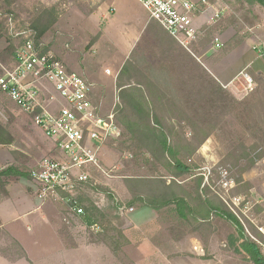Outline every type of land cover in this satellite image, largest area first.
I'll use <instances>...</instances> for the list:
<instances>
[{"label": "rangeland", "instance_id": "obj_1", "mask_svg": "<svg viewBox=\"0 0 264 264\" xmlns=\"http://www.w3.org/2000/svg\"><path fill=\"white\" fill-rule=\"evenodd\" d=\"M219 3L224 12L214 33L220 34L225 54L232 35L241 39L253 37L259 43L264 40L262 6L244 0ZM41 5L56 6L60 12L58 22L42 38L44 46L49 48L48 53L62 60L69 69L90 77L97 86H103L101 94L95 86V99L101 102L103 113L108 112L117 103L116 77L122 64L129 58L134 59L135 51L146 43L144 32L148 30L143 27L146 21L152 20L149 12L138 0H18L15 15L8 19L7 35L29 37L31 32L27 27ZM7 46V38H1L0 57L3 55L8 63L0 64V76L4 73L2 67H9L14 61V57L4 51ZM195 62L208 70L205 59ZM181 86L174 82L169 84L190 115L196 114L204 124L212 125V134L188 160L192 171L179 182L189 187L196 176H202V187L208 186L231 212L232 208L236 210L238 215L233 214L244 225L247 236L257 242L264 257V241L259 237L264 234L258 229L264 225V158L243 171L244 183L250 185L240 193L239 188L245 184H237L229 162L231 154L238 155L241 142L249 147L263 139L260 145L264 150V106L259 102L264 98V86H257L253 80L252 86L245 82L239 87L234 85L236 94L224 88L227 94L221 93L217 99L203 92L195 101L190 90L181 91ZM0 120L16 137L11 146L15 148V163L20 167L30 172L54 152L47 151L49 138L31 116L1 89ZM186 135L191 136L189 129ZM99 157L105 168L114 169L104 182L114 190L123 206L115 208L113 202L100 193H91V197L101 208L113 213V220L123 228L129 240L120 256L104 243L90 241L91 233L98 234L102 230L87 228L63 200L41 202L36 197L32 179L22 178L21 182L29 186V203L33 202L36 207L27 212L24 209L28 206L20 204V198L15 200L14 206L9 201L0 207L2 215L8 219L7 228L15 236L0 227V264H255L242 249V238L236 228L222 217L213 219L211 232H194L180 219L174 206L155 210L126 205L130 193L124 184L125 178L165 174L162 168L155 167L149 154L141 152L133 159L128 151L122 152L115 145L107 144L101 148ZM222 169L228 172L226 178ZM237 197H241L238 206L234 203Z\"/></svg>", "mask_w": 264, "mask_h": 264}, {"label": "trees", "instance_id": "obj_2", "mask_svg": "<svg viewBox=\"0 0 264 264\" xmlns=\"http://www.w3.org/2000/svg\"><path fill=\"white\" fill-rule=\"evenodd\" d=\"M244 1L264 8V0ZM17 2L18 0H0V39L5 37L8 42L5 53L13 59L16 49L29 39L33 40L37 47H41V53H47L49 48L44 46L42 38L58 22L60 18L58 8L39 6L27 27L31 32L30 36L18 37L7 35L8 19L15 15L14 6ZM213 35L208 34L204 37L205 47L210 44ZM7 63L1 55L0 64ZM186 69L180 71V77L175 76L176 78L173 77L172 80L180 81L181 87L190 90L189 94L194 101L198 100L197 98L203 92H207L214 99L218 98L217 95L226 93L217 80L200 65ZM178 72L175 73L179 74ZM251 77L257 86H264L262 76L253 74ZM116 89L117 103L114 113L121 135L117 139L109 140L107 144L115 145L119 151H128L133 154V159L141 152H146L156 164L155 167L162 168L165 172L157 177L125 178L124 184L130 193V199L126 205L130 208L151 207L155 210L174 206L180 219L194 232H211L213 219L222 217L236 228L242 238L241 247L250 259L255 264H264V257L257 242L247 236L242 222L229 210L221 198L208 186L202 187L204 180L202 176H196L189 187L179 182L180 178H185L191 173L192 165L188 164V160L194 157L198 149L211 136L212 125L204 124L196 114L190 115L181 105V99L160 85L134 59L129 58L122 65L116 77ZM259 102L264 106L263 97ZM238 104L245 103L238 101ZM186 129L190 130V137L186 135ZM260 141L249 147L245 142H241L238 155L231 154L229 162L235 171L237 184L244 183L242 176L244 170L264 158V150L260 145L263 139ZM15 142L16 137L9 126L0 120V145H13ZM15 154L13 151L14 157ZM92 174L93 179L84 182L78 191L76 204L82 209V213L76 215L87 228L90 229L92 225L97 224L102 230L98 234L91 233V242L104 243L114 254L120 256L129 240L123 228L113 220V213L108 211L109 209L101 208L92 199L91 193L103 194L117 209H121L123 204L118 200L114 190L105 185V177L101 172L94 169ZM11 177L31 178L30 172L16 163L0 169V199L8 196L7 184ZM244 184L245 186L239 188V193L244 189L248 190L250 183ZM259 237L264 241V236L259 235ZM13 241L21 248L16 239Z\"/></svg>", "mask_w": 264, "mask_h": 264}, {"label": "built area", "instance_id": "obj_3", "mask_svg": "<svg viewBox=\"0 0 264 264\" xmlns=\"http://www.w3.org/2000/svg\"><path fill=\"white\" fill-rule=\"evenodd\" d=\"M138 1L150 19L187 49L199 36L213 34L224 12L221 0ZM198 15L207 18L201 28L194 21ZM210 45L215 49L224 46L219 33H214ZM245 77L252 86V78L248 74ZM0 89L54 141V152L30 170L36 197L42 202L63 200L74 214L82 213L76 204L82 184L93 179L94 169L107 178L114 171L105 168L99 157L101 148L121 135L114 108L103 113L101 102L95 99L94 83L51 53H41L31 39L16 49L13 63L4 67ZM221 172L226 178L227 170ZM234 203L238 206L241 197L235 198ZM232 211L238 215L234 208ZM90 229L101 230L97 224ZM258 229L264 234V225Z\"/></svg>", "mask_w": 264, "mask_h": 264}, {"label": "crops", "instance_id": "obj_4", "mask_svg": "<svg viewBox=\"0 0 264 264\" xmlns=\"http://www.w3.org/2000/svg\"><path fill=\"white\" fill-rule=\"evenodd\" d=\"M194 21L195 25L201 28L206 24L207 18L206 16L198 15L195 17ZM143 29L148 30L144 32L146 33V43L135 51L134 60L146 71L148 70L147 73H149L160 85L171 92H173V89L169 87L170 83L174 82L180 84V81H173L172 78H176L175 76L180 77V73L184 68H196L198 65L195 64V61H198L200 58L208 62L209 67L207 71L223 88L229 89L230 91L235 92L233 89L234 85L239 87V85H243L244 82L245 84L248 83L246 82L245 74H248L250 77L256 74L264 78V40L259 43L253 37L241 39L240 37H234V35H232L229 50L225 54L223 48L217 50L212 48L210 44L207 47L204 46L203 39L207 34L199 36L196 41L191 43L190 49H187L154 20L146 21ZM193 59L195 61H193ZM199 65L202 66L200 63ZM176 71H179V74H173ZM171 73L173 75H171ZM85 77L95 84L90 77L87 75ZM95 86L97 85L95 84ZM96 89L101 94L100 91L104 88L98 85ZM182 90L187 89L181 87V91ZM47 143L50 144L49 149L47 146V151L49 150V152H52L55 148L54 141L49 138ZM13 151H15V148L11 145H0V169L15 163ZM21 179L20 177H11L8 179V196L0 199V207L9 201L14 206L15 200L19 198L21 199L20 204L28 206L24 209L27 210V212H30L32 207H36V205H33V202L30 201L29 203V186L23 184ZM1 211L0 209V227L5 228L11 233L6 226L8 219L2 215ZM141 225H143V223ZM11 235L14 236L12 233Z\"/></svg>", "mask_w": 264, "mask_h": 264}]
</instances>
